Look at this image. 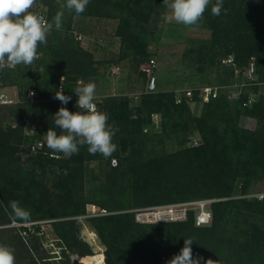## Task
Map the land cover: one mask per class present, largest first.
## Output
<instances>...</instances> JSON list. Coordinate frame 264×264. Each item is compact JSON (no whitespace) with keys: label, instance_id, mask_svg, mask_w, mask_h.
I'll list each match as a JSON object with an SVG mask.
<instances>
[{"label":"rangeland","instance_id":"rangeland-1","mask_svg":"<svg viewBox=\"0 0 264 264\" xmlns=\"http://www.w3.org/2000/svg\"><path fill=\"white\" fill-rule=\"evenodd\" d=\"M156 1L161 2L160 6L156 5ZM108 2H112V5L105 7ZM120 2V0H90L86 8L88 13L76 15L74 12H65L64 14L63 36L66 34L69 35V38L74 37V46L80 52L79 58L86 61L84 66L93 72L87 77L85 83H95V100L98 103L102 104L110 97L118 99L126 97L130 109L134 113L136 103L141 102L144 95L148 94L146 91L147 76L143 67L148 65L147 58L150 51L151 56L153 55L158 63L154 69L158 80V91L167 93L174 91L178 92L179 95L185 89H193V93L197 92V101L190 100L188 102L190 113L186 115V117L190 116L188 126L187 128H179L175 133L165 131L163 135H160L163 132L161 114L159 112L151 115L150 121L142 122V133L157 134V136L143 144L142 152L138 156L126 160L120 171L119 169L116 170L115 167L119 168L120 157L124 158L133 152L131 145L121 147L118 144L117 150L110 157V163H107L108 158H105L106 169L112 172V182L109 184L102 185L100 183L102 179L96 178L103 166L102 162L99 160L86 162L87 172L78 187L80 194L91 195L96 187L111 188L109 194L115 201L124 199L123 201L129 204L127 210L117 212H132L133 215L122 216L119 220L111 221V223H100V228H97L94 225V219L104 215L100 210L102 205L87 203L83 212L75 213V207L64 214L44 219L31 215V222H18L20 225L12 223V221L8 224L0 223V244L9 246L14 250L15 264H105L103 255L108 247L115 251L113 264H166L184 246L183 243L179 248L180 240H184L181 238L183 233L178 232L174 239H170L169 235L179 230L182 231L184 226L180 224L187 220L155 222L144 219L143 216L139 217L137 213L157 205L211 199V197L218 200L219 198L227 199L226 195L213 196L216 195V192L221 193L225 190V179L223 178H226V175L228 178V171L231 170L230 167L228 169L224 167V164L217 161L203 166L204 169L199 167L195 174L190 170L187 176L178 180L185 185L189 183L194 187L196 185L201 187L202 191L198 190L197 194L190 196L191 198L186 192H183V196L189 197L188 199L177 197L175 200L161 201V199L170 197V193L176 195L181 192L178 191L177 187V192H171V187H168L161 193L156 191L148 195L145 194V188L149 187L148 189H150L151 186L145 184L152 185L160 182L159 180L168 179L164 178V174H160L162 170L168 171L173 168V163L169 161L171 157L168 160V156L178 155L183 148L189 147L187 143H184L186 138L192 140L191 144L201 142L203 135L199 125L207 126L206 128L210 132L213 131L212 127L216 123L227 125V118L220 116L215 118L211 113L212 111L206 107L207 100L200 97L203 93L202 89L205 86L220 85L232 81L234 76L232 70L235 67L224 65L222 58L227 54L235 55V49L238 47L235 48L234 46L241 45V51H244L240 41L234 40L237 36L233 30L237 31L236 27L241 25V34L249 36L256 34L254 29L257 24L262 25L264 30V0H224V8L228 11L226 14L222 11L220 16L211 14L210 4L199 24L187 27L177 24L174 20L166 22L162 19V14L166 11L163 0L130 2L135 14L130 20H123L124 22H122V18L129 15L128 12L125 14L123 11L122 15L120 10L118 12V9L121 8ZM43 3L50 5L52 17L59 11L56 0H36L31 10L38 11V14H44L47 8L41 9ZM144 3H147V6L153 3L148 13L143 10L142 5ZM212 3H215V0H212ZM100 11L109 14L100 16L98 14ZM241 13H244L245 19L243 20L240 17ZM146 14L148 20L144 22ZM222 19H224L223 25L230 33L222 35L219 39H213V31L217 27H221ZM138 21L142 22L143 30L139 34L132 33L133 26ZM240 22L242 23L240 24ZM66 25L71 27L68 28ZM128 25L129 28H127ZM257 37H253L252 41H255L254 38ZM64 39L66 40V37ZM144 47L148 50L142 52ZM229 48L235 49L229 52ZM252 53L253 61L258 60L259 55L264 60V52H260L259 55L256 54V51ZM41 56L42 53L38 52V58ZM111 58L118 61L110 67V71H107L104 60ZM43 67L44 65L38 67L40 72L44 69ZM242 67L243 70L246 69L245 64ZM66 69L67 67L63 66L61 71H66ZM73 74L81 79L79 81L84 80L77 72ZM258 77L256 74L254 78L256 83L253 84L254 86L259 85L258 93L251 92V94H255L257 97L261 95L260 108L238 112L225 108L226 112L229 111L230 121L234 122L233 125L243 132V138H246L244 141L249 144L247 155L236 163L235 171L237 169L241 171L240 181L247 182V189L250 192L264 190V81H259ZM34 88L37 89L36 86L32 87V89ZM9 90L8 94L15 102L0 108V127L3 128L4 133L8 134L12 131L9 135V142L17 148L14 155L22 161L28 162L31 153L25 150L23 142L20 140V119H14L12 113L17 108L25 110L24 105H20L24 98L20 97L18 86H11ZM48 90L54 91L51 84H49ZM75 95H70L71 100L69 102L74 103L75 99H78ZM54 97L55 95H50L49 98L43 97L34 103L37 105L45 103L51 107L58 104V109L65 107ZM223 114H225L224 109ZM30 116V121L35 125L38 124L36 121H38L39 115L33 113ZM25 129L26 132L34 130L32 124ZM188 157L189 154L184 153L178 163L185 167ZM6 164H0V168H7L0 169V221L5 220L2 213L9 216L8 212L11 209L8 208V205L10 201L17 200L22 206L25 205V200H28L24 198V186L22 189L20 188L16 196V186H19L13 178L16 175L14 173L16 167L9 162ZM193 165L196 166L197 164ZM49 170L40 165L36 167L34 173L42 184H47L49 189L53 191L56 189V176L50 175ZM56 170L58 171V169ZM89 170L94 171L93 179L92 175L88 174ZM64 173L66 172L64 171ZM10 182H14V184ZM110 185L111 187H109ZM122 186L127 189L123 190ZM236 193H239V189H235L234 194ZM20 194L21 197L18 199ZM211 194L213 195L210 196ZM47 195L53 197L51 193L47 192ZM74 195L76 194L72 196ZM134 195L137 197L133 198ZM233 197L237 198L240 195L237 194ZM151 199H155L156 202L149 203ZM76 200L78 201L77 197ZM251 202L248 210L238 212L239 214H234L225 220L224 226L217 231L219 233L216 232L217 239L208 243L209 248L210 245L214 247L210 248L209 253L205 252L206 248H203L199 241L192 243L193 256L202 257L201 264L209 259L215 261V264H264V203ZM6 208H8V212L5 211ZM106 213L108 215V212ZM54 222H72L74 225L65 229L64 234H60L52 224ZM174 223H180L181 227ZM21 224L27 227L41 224V231L37 234L41 235L44 232L41 239L30 242L28 249L20 244L19 235L23 234L27 237L25 231L20 230ZM194 227L202 226L195 223ZM128 228H134L136 232L131 231L130 238H123L126 236L123 230ZM159 233H165L170 241L155 242L152 234L158 236ZM27 239L29 240L28 237Z\"/></svg>","mask_w":264,"mask_h":264},{"label":"trees","instance_id":"trees-1","mask_svg":"<svg viewBox=\"0 0 264 264\" xmlns=\"http://www.w3.org/2000/svg\"><path fill=\"white\" fill-rule=\"evenodd\" d=\"M120 9H118V12L120 10V14L122 15V12L124 11L125 14L128 12V17L122 18V22L130 20V18L135 14V11L130 6V2L137 0H120ZM147 1V0H145ZM153 4V3H152ZM152 4L150 6H147V3H144L142 5V8L144 12L148 13L150 11V8L152 7ZM161 2L156 1V5L160 6ZM112 5V2H108L107 6ZM146 5V6H145ZM46 6V7H45ZM44 8H47L43 16H45L49 21L52 19V11L50 5L43 3V7L41 9L44 10ZM35 13H38V11L31 10ZM86 13H88L85 10ZM41 14V13H40ZM100 16H105L104 11L98 12ZM244 13L240 14L241 20L245 19ZM124 20V21H123ZM148 20L147 14L146 18H144V22ZM224 19L221 20V27L216 28L213 31V39H219L222 35L226 33H230V31L226 28L225 25H223ZM243 22V21H242ZM240 22V24L242 23ZM68 28L71 27L70 25H66ZM131 27V26H130ZM240 27H236V38L234 40L240 41L239 43L242 44L244 47V51H241V45L240 46H234L235 48L238 47V49H235L236 53L234 54H227L225 55L223 59L232 57L233 61L225 63L224 65H230L234 66V70H232L233 79L231 82L237 81V82H245L247 77L242 75V73H239L237 75V70H242V65L245 64L246 67L252 60L251 55L252 52L256 51V54H260V52H264V30L263 26L260 24H257L255 27L256 34L254 36H249L246 34H241ZM129 28V25L127 26ZM132 33L135 32L139 34L142 32V22L138 21L136 25L133 26ZM225 32V33H224ZM63 28L59 31L53 29L51 34L47 38V45H40L38 47V52L42 53V56L34 61V63L30 66H23L18 65L14 69H8L5 68L3 71H0L3 74L2 79V85L6 86H18L19 90L18 93L20 97L24 98V101L20 105H24L25 110H22L21 108H17L15 111H13L14 119H17L19 121V130L20 132V140H22L24 148L27 152L31 153L28 159V162L22 161L19 159L18 156H15L16 147L10 144L9 135H11L12 131L10 133H4L3 128L0 127V164H6L7 162L12 163L14 167V180L19 184V186H16V196L20 191V188L24 186L23 193L24 198L28 199L25 200V205H22L24 208L30 211L32 216H36V218H48L53 217L55 215L64 214L65 212H68L69 210H73L76 207V212H83L85 211V206L87 203L91 204H97L101 206L100 210L106 209L108 211L107 213H102L101 217L95 218L94 222L97 228H100V223H111V221H117L122 216H129L133 215L132 212H117L122 210H127L128 205L125 201L122 199L115 201L113 197H111L109 194V191L111 188H98L96 187L94 190V193L91 195L87 194H80V188L79 185H81L80 181H83V177L85 173L87 172V169L85 168L86 162L90 160H99L103 163L102 168L100 169L99 174H97L98 179H102L100 183L102 185L109 184L112 182V172L109 169H106L105 166V158L100 155H90L87 151V146H82L79 150L78 154H74L71 157H66L62 153H56L53 152L51 149H49L46 145L45 141V135L46 132L49 130V128L54 129V121L52 119L53 115L59 110L58 104L55 107H51L48 104H35L34 101H30L28 94L29 90L32 89V87L36 86L37 89H35V101L39 100L40 98H49L50 95H55V93L63 89V94L66 96H70L72 94L75 95V92L73 91L75 87H77V82L81 80L79 77L74 75V72H77L79 76H81L86 81L87 77L90 76L93 72L89 69H86V66L84 64L86 61H83L79 58L80 52L77 49V47L74 46V37L71 36L69 38V35L63 36ZM258 36L255 41H252V38ZM66 37V40L64 39ZM254 43V45H251ZM255 44H258V46H255ZM132 48V47H131ZM233 48H229V52L234 50ZM148 50V49H147ZM146 47L142 49V52L147 51ZM247 50V51H246ZM243 54H242V53ZM147 53V52H146ZM149 56L147 60L149 61L151 58H155L153 55L151 56L150 51L148 52ZM246 54V55H244ZM118 60L115 58L106 59L104 60V64L107 67V71H110V67L115 64ZM44 65V69L40 72L38 67L40 65ZM67 67L66 71H61L62 67ZM255 66L258 80L264 81V60L260 55L258 56V60H255ZM74 71V72H73ZM32 72L33 75H32ZM145 72V71H144ZM95 74H97L95 72ZM146 76L147 73L145 72ZM61 77L62 80H61ZM38 81V83H37ZM231 82H227L224 84H230ZM256 83V82H254ZM254 83L245 84L242 87V93L238 99H230L227 96V93L223 90L220 91L219 95L217 97H211L209 101L206 102V107L211 110L214 115V117H225L227 118V125H222V123H216L212 128L213 131H209L207 126L199 125L201 133L203 137L201 138L202 141L198 142L197 144H191V139L186 138L184 139V143L188 144L189 147H185L182 149L181 152L178 153V155H172L168 156V160L170 158V162L173 163V168L169 169L168 171L162 170L160 174H164V178L168 179H162L159 180L160 182L154 183L152 185L145 184L148 186H151L145 188V194H151L156 191L159 193L165 191L168 187H171V192L176 191L178 188V191L181 193L173 194L170 193V197L161 199V201H170L175 200L177 197H183L186 199L187 197L183 196V192H186L188 196L197 194L198 190L202 191L201 187L195 186L192 184L185 185L183 182H178V180L183 179V176H187V173H190V170L195 174L199 167L202 169L203 166L207 164H211L212 162H219L224 164V167H230L231 170L228 171L229 177L223 178L225 179V190L221 191V193L216 192V195L211 194L210 196H221L226 195L227 199H221L213 201L211 203V210H212V221L209 225H202V227H194L195 222V210L190 209L187 213L186 222L180 223H174L176 226L181 227L180 225H183L184 228L179 231H176L173 234L169 235V238L174 239L175 235L178 232L183 233L182 239L190 238L194 240V242L199 241V243H202V247L206 248L205 252L209 253V241L216 240L217 236L216 234L219 229H221L224 224L225 220L230 218V216H233L234 214H237L238 212H243L245 210H248L251 201L256 203H264V197L259 198L256 196L250 197L248 196L251 193L247 189V182L246 181H240L241 171L236 170V163L245 158L247 155V147L248 143L247 141H244L246 138L244 137V134L241 130L236 128L233 124L234 122L230 121V116L228 115V112H226V109L233 110V111H252L253 109L260 108V98L261 95H258L256 97V101L248 106H244L243 102L248 100L251 92H254L255 94L258 93L257 90L259 89V85ZM40 84V85H39ZM49 84L54 88V91L48 90ZM61 84V85H60ZM159 90V89H158ZM153 91L148 92L146 96L144 95L141 102L136 103V109L135 112L130 109V104L128 99L122 98L118 99L116 97H110L107 101L101 103H98L96 100V103L99 106V110L106 112L109 115V123L115 124V126L118 128V131L115 133L113 137V142L115 144H120L121 147H126L128 145H131L133 152L130 155L125 156L124 158L120 157V164L119 168L115 167V169L121 170V168L124 166V163L126 160L138 156L142 152L143 144L147 142L149 139H154L157 134H145L142 133V122L143 121H150L151 115L155 113L161 114V127L163 128V132L160 135H163L165 131L170 132H177L179 128H187L188 126V120L189 117H186V115H189V101L190 100H196L198 99L197 92L194 93V96L192 98L184 96V92L182 93L171 91L169 93L164 91ZM76 96V95H75ZM122 100V101H121ZM76 99L74 103L69 102L65 105V107L70 112H76L79 111V109L76 106ZM10 106V105H9ZM3 107V106H2ZM60 108V107H59ZM225 114H223V109ZM226 108V109H225ZM23 113V114H22ZM36 113L39 115L38 123L36 127L34 128L33 132H26V127L31 124L30 118L31 114ZM210 113V114H211ZM136 115V116H135ZM232 123V124H231ZM170 126V129H169ZM38 129V130H37ZM58 134H60V129H55ZM145 138V140H144ZM42 141L41 148L37 149L36 151L32 150V145L36 144L37 141ZM244 141V142H243ZM184 153H188L189 157L187 158V161L185 162V167H182L181 164L178 163L180 161V158L183 156ZM119 155V154H118ZM251 155V154H250ZM111 157V156H110ZM110 157H108V162L110 163ZM167 158V157H166ZM115 159V158H113ZM238 160V161H237ZM191 161V162H190ZM101 163V164H102ZM188 164V165H187ZM193 164H197L194 166ZM7 165V164H6ZM47 167L50 169L48 172L50 175L56 176V189L50 190L47 184H42L40 180L38 179L37 175L34 173L37 166ZM8 166V165H7ZM0 169H7L0 168ZM58 169V171L56 170ZM60 169V171H59ZM229 169V168H228ZM64 171L66 173H64ZM93 170H89L88 174L92 175ZM235 172V174H233ZM170 173V174H169ZM157 174V173H156ZM159 174V173H158ZM160 176V175H157ZM94 176L92 175V179ZM174 178V180H172ZM17 179V180H16ZM238 179V180H237ZM246 179V178H244ZM169 182H168V181ZM14 181V182H15ZM115 181V179H114ZM14 182H10L11 184H14ZM114 185V184H111ZM111 185L109 187H111ZM166 186V187H165ZM123 190L127 189L125 186H122ZM195 188V189H193ZM201 189V190H200ZM235 189H239V193L234 194ZM82 191V188H81ZM264 191V190H262ZM1 192V191H0ZM48 193L53 194V197L51 195H47ZM144 193V192H143ZM73 194H76L72 196ZM166 194V193H165ZM239 194L240 197H233L235 195ZM15 196V197H16ZM20 196L18 199H20ZM76 197L78 201L76 200ZM131 197V195H130ZM137 196L134 195L133 198H136ZM188 197V198H189ZM187 198V199H188ZM191 198V197H190ZM212 198V197H211ZM215 198V197H213ZM17 199V197H16ZM159 201V200H158ZM150 202H156L155 199H151ZM236 204V205H235ZM115 212V213H111ZM117 212V213H116ZM236 212V213H235ZM6 213H2V216L4 217V221H0V223L8 224L11 222V219L9 216L5 217ZM239 214V213H238ZM38 215V216H37ZM3 220V219H2ZM57 232H60V234H64L65 229H69V227L73 226L74 223L72 222H54L52 223ZM180 224V225H179ZM42 225L36 224V225H30V226H24L21 225L20 230L25 231L27 234V237L23 234L19 235L20 244L23 247H26V249L30 248V242L37 241V239H41V237L44 235V232L39 235L41 231ZM131 231L136 232L134 228H128L126 230H123L126 236L123 238H130L131 237ZM164 231V230H163ZM217 232V233H216ZM167 233V232H165ZM165 233H159V235L152 234V238L154 241H170L169 238H167ZM185 233V234H184ZM66 236V235H65ZM193 242V243H194ZM184 243V240H180L179 242V248ZM216 244V243H215ZM175 246V245H174ZM215 246V245H214ZM103 259H105V264H113L115 260V251L111 248H107L104 251ZM49 261V260H48Z\"/></svg>","mask_w":264,"mask_h":264},{"label":"clouds","instance_id":"clouds-1","mask_svg":"<svg viewBox=\"0 0 264 264\" xmlns=\"http://www.w3.org/2000/svg\"><path fill=\"white\" fill-rule=\"evenodd\" d=\"M36 0H0V71L14 69L18 65L30 66L38 59V47L47 45V38L55 28L63 26L65 12L80 15L85 12L90 0H56L59 11L49 21L45 16L31 11ZM211 4V14H226L224 0H163L166 11L162 19L174 20L184 26H195L203 19ZM63 77H61L62 80ZM73 90L78 97L76 106L79 111L70 112L60 107L53 115L54 129L49 128L45 135L46 145L56 153L66 157L78 154L82 146H87L90 155L100 154L104 158L112 156L117 150L113 137L118 131L114 122L109 123V115L98 110L94 103L96 85L94 82L78 81ZM35 95V93H29ZM55 99L66 105L70 96L63 94V89L55 93ZM60 129V134L55 129ZM8 208L11 209L8 212ZM5 209L12 223L31 222V213L17 200L9 202ZM194 240L184 239V246L166 264H201L202 257L193 256L191 245ZM0 264H15L14 250L0 244ZM204 264H215L209 259Z\"/></svg>","mask_w":264,"mask_h":264},{"label":"built area","instance_id":"built-area-1","mask_svg":"<svg viewBox=\"0 0 264 264\" xmlns=\"http://www.w3.org/2000/svg\"><path fill=\"white\" fill-rule=\"evenodd\" d=\"M40 15H43L42 13ZM233 58H225L223 59V62L228 63L232 62ZM157 60L156 58H151L148 61V65L143 67V70L147 73V91L153 92L157 90V75L154 72V69L157 67ZM256 66L255 61L251 60L250 63L247 65L245 70H237L236 73L239 75V73H242L245 77H247V81L245 82H237L234 81L230 84H220V85H213V86H205L202 89V94L200 97H202L205 100H210L211 97H217L220 93V91L224 90L227 93L228 98L230 99H238L242 93V87L245 84L254 83ZM115 72V71H113ZM2 79L3 74L0 72V108L2 106H5L6 104H10L13 101V99L10 97L8 92L10 91L11 86H4L2 85ZM30 93H35L34 89L29 90ZM184 96L192 98L194 93L193 89H185ZM30 101H35V95H28ZM256 95L250 94L248 100L243 102L244 106H248L256 101ZM94 103L96 104L98 110L99 106L96 103V100H94ZM33 128L36 127L35 123H32ZM34 131V130H33ZM32 131V132H33ZM34 133V132H33ZM42 141H37L36 144L32 145V150L36 151L37 149L41 148ZM248 196L253 197H264V191L254 192L249 194ZM218 200L217 198H211V199H202V200H191V201H185L182 203H170L165 205H157L153 206L145 211L138 212V216H143L144 219H149L152 221H177L187 218L188 210L190 209H196L195 211V222L197 225H209L212 221V210H211V203L213 201ZM102 213H106V209L101 210ZM18 224V223H15ZM20 225V224H18ZM22 225V224H21Z\"/></svg>","mask_w":264,"mask_h":264}]
</instances>
